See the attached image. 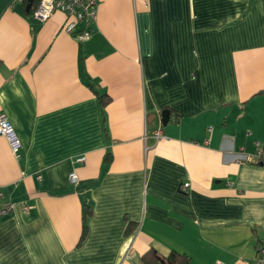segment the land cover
Here are the masks:
<instances>
[{
    "label": "crops",
    "instance_id": "crops-1",
    "mask_svg": "<svg viewBox=\"0 0 264 264\" xmlns=\"http://www.w3.org/2000/svg\"><path fill=\"white\" fill-rule=\"evenodd\" d=\"M27 4L0 0V114L20 141L16 156L0 133V189L16 202L0 264H143L150 248L255 262L264 0H97L87 40Z\"/></svg>",
    "mask_w": 264,
    "mask_h": 264
},
{
    "label": "built area",
    "instance_id": "built-area-1",
    "mask_svg": "<svg viewBox=\"0 0 264 264\" xmlns=\"http://www.w3.org/2000/svg\"><path fill=\"white\" fill-rule=\"evenodd\" d=\"M24 1V0H22ZM29 2V0H25ZM30 9L35 17L40 20L49 19L56 11H62L66 15V21L63 24V30L76 34L80 40H87L91 37L92 28L97 19V0H32ZM0 133L8 139L12 151L19 156L20 141L16 134L13 124L8 117L0 114ZM155 136L160 138L161 131L156 130ZM260 144L258 143V146ZM264 150L258 151V156H262ZM85 156L77 158V161H84ZM41 177V175L39 176ZM72 181H77L75 171L70 173ZM189 183L184 184V189ZM16 202L6 198V194L0 189V218L13 212ZM27 208V206H25ZM258 257L256 262L264 264V240L258 244Z\"/></svg>",
    "mask_w": 264,
    "mask_h": 264
},
{
    "label": "trees",
    "instance_id": "trees-1",
    "mask_svg": "<svg viewBox=\"0 0 264 264\" xmlns=\"http://www.w3.org/2000/svg\"><path fill=\"white\" fill-rule=\"evenodd\" d=\"M32 10H30L31 12ZM98 98L102 106H106L110 101L111 97L106 92H97ZM112 159V153L108 152L106 155V161H110ZM91 214V210L89 205L86 203L83 213V231L81 235V240L87 234V219ZM142 263L143 264H190V256L186 253L179 252L177 250H172L169 255L165 258L158 255L154 248H150L142 255ZM247 264H258L255 262H250Z\"/></svg>",
    "mask_w": 264,
    "mask_h": 264
},
{
    "label": "water",
    "instance_id": "water-1",
    "mask_svg": "<svg viewBox=\"0 0 264 264\" xmlns=\"http://www.w3.org/2000/svg\"><path fill=\"white\" fill-rule=\"evenodd\" d=\"M31 1L32 0H29L28 4H27V8L29 9L30 6H31ZM170 120V110L169 109H164L162 111V122L164 124L168 123V121Z\"/></svg>",
    "mask_w": 264,
    "mask_h": 264
}]
</instances>
